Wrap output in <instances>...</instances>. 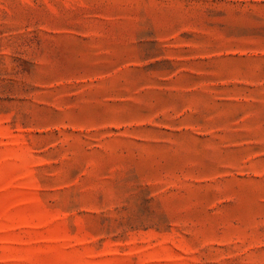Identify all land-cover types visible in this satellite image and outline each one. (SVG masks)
Listing matches in <instances>:
<instances>
[{
  "label": "rangeland",
  "instance_id": "rangeland-1",
  "mask_svg": "<svg viewBox=\"0 0 264 264\" xmlns=\"http://www.w3.org/2000/svg\"><path fill=\"white\" fill-rule=\"evenodd\" d=\"M0 264H264V0H0Z\"/></svg>",
  "mask_w": 264,
  "mask_h": 264
}]
</instances>
